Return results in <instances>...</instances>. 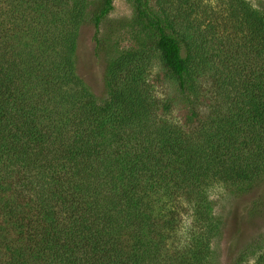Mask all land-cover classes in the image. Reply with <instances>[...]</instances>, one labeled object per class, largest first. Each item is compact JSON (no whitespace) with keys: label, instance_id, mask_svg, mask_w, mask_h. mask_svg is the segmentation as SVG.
<instances>
[{"label":"trees","instance_id":"1","mask_svg":"<svg viewBox=\"0 0 264 264\" xmlns=\"http://www.w3.org/2000/svg\"><path fill=\"white\" fill-rule=\"evenodd\" d=\"M134 44L110 57L106 98L75 69L85 22L101 42L114 0H0V264H217L207 187L264 177V1L128 0ZM181 93L211 74L204 124L160 120L150 53ZM184 200L196 232L181 241ZM176 214V215H175ZM264 264V245L229 264Z\"/></svg>","mask_w":264,"mask_h":264},{"label":"rangeland","instance_id":"2","mask_svg":"<svg viewBox=\"0 0 264 264\" xmlns=\"http://www.w3.org/2000/svg\"><path fill=\"white\" fill-rule=\"evenodd\" d=\"M158 7L161 0H149ZM213 4L216 0H196ZM260 5L264 0H249ZM132 14L128 0H114L113 9L101 25V42L94 40V28L85 22L79 29L75 53L76 73L88 90L98 99L106 98L104 73L111 56L134 44L123 35L120 24ZM146 67V80L156 101L160 120L178 126L189 133L197 130L210 115L215 100L216 88L211 74L205 73L194 79L193 90L181 93L177 82L163 69L156 53H150ZM215 215L221 224V233L213 242L217 264H229L244 248L264 245V177L248 189L213 182L207 187ZM164 206L176 212L181 241H187L196 232V224L188 204L179 198L164 200ZM175 214V215H176ZM253 258L243 264H252Z\"/></svg>","mask_w":264,"mask_h":264}]
</instances>
